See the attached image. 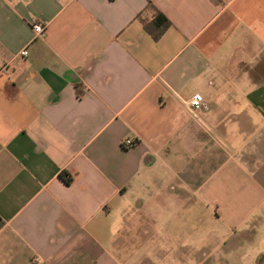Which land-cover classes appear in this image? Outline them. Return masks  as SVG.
Returning <instances> with one entry per match:
<instances>
[{"label": "crops", "instance_id": "obj_1", "mask_svg": "<svg viewBox=\"0 0 264 264\" xmlns=\"http://www.w3.org/2000/svg\"><path fill=\"white\" fill-rule=\"evenodd\" d=\"M158 252L264 264V0H0V264Z\"/></svg>", "mask_w": 264, "mask_h": 264}, {"label": "rangeland", "instance_id": "obj_2", "mask_svg": "<svg viewBox=\"0 0 264 264\" xmlns=\"http://www.w3.org/2000/svg\"><path fill=\"white\" fill-rule=\"evenodd\" d=\"M178 223L179 222H175V230L178 229ZM195 220H194V216L192 215V220L190 221L189 226H191V228H193L194 224H195ZM188 226V228H189ZM178 239V238H177ZM176 239V241H177ZM160 245H164V247H161V249H165V242L163 241V237H159L156 239ZM216 255V254H215ZM188 253H184L183 254V258L181 253H174V254H167V253H163V252H158V253H153V260H155V263L157 264H184L187 262L188 260ZM217 256V255H216ZM215 262V261H214ZM223 264V263H221Z\"/></svg>", "mask_w": 264, "mask_h": 264}, {"label": "built area", "instance_id": "obj_3", "mask_svg": "<svg viewBox=\"0 0 264 264\" xmlns=\"http://www.w3.org/2000/svg\"><path fill=\"white\" fill-rule=\"evenodd\" d=\"M33 31H34V34H35V37L36 38H40V37H43L45 36L46 34V27L42 24H34L33 25ZM22 56H27L28 55V51L27 50H24L22 53H21ZM204 102V97L201 93H196L193 95L192 99H191V106L193 109H200L202 107V104ZM124 145L127 147V148H133L135 146V143L132 141V140H129L127 139L125 142H124Z\"/></svg>", "mask_w": 264, "mask_h": 264}, {"label": "trees", "instance_id": "obj_4", "mask_svg": "<svg viewBox=\"0 0 264 264\" xmlns=\"http://www.w3.org/2000/svg\"><path fill=\"white\" fill-rule=\"evenodd\" d=\"M169 25L170 22L167 20V18L159 14L156 20L152 23V26H155L156 30L158 29L159 32L157 34L153 33V29H151V26L149 25L146 27V30L152 34L154 39H158ZM62 178L67 184H71L73 181L71 175L66 172L63 173Z\"/></svg>", "mask_w": 264, "mask_h": 264}]
</instances>
